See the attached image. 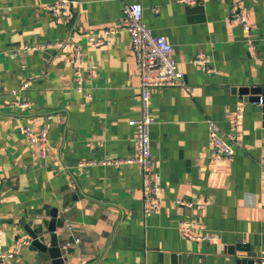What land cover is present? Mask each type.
<instances>
[{
	"label": "crops",
	"instance_id": "1",
	"mask_svg": "<svg viewBox=\"0 0 264 264\" xmlns=\"http://www.w3.org/2000/svg\"><path fill=\"white\" fill-rule=\"evenodd\" d=\"M54 1L0 0V228L2 250L12 253L0 264L50 261L26 251L24 225L45 230L53 209L63 264H238L264 257L263 114L261 104L231 91L264 85V0H73L59 16L48 9ZM236 2L247 10L248 33L229 21ZM126 3L141 5L146 26L172 45L184 74V87L150 90L157 213L143 211L136 165L101 163L132 153L127 122L140 116L139 80L126 31L104 36L99 46L87 34L118 26ZM75 45L81 69L93 66L88 96L75 90ZM198 52L208 54L209 71L189 62ZM207 119L241 139L232 159L212 157ZM44 124L49 152L39 158L18 127ZM178 199L206 204L189 210ZM190 213L217 238L181 236L176 223Z\"/></svg>",
	"mask_w": 264,
	"mask_h": 264
},
{
	"label": "built area",
	"instance_id": "2",
	"mask_svg": "<svg viewBox=\"0 0 264 264\" xmlns=\"http://www.w3.org/2000/svg\"><path fill=\"white\" fill-rule=\"evenodd\" d=\"M186 4H197L202 0H180ZM73 0H55L48 9L55 15L62 14ZM121 18L119 25L116 27H105L95 33L87 34V40L93 46H99L103 43L106 35L117 32L119 29L126 31L130 37L132 54L135 63V72L139 80V102L140 116L136 119H129L128 125L133 128V150L130 155L123 159L102 160L101 163L119 166L122 164L136 165L142 175V201L143 211L145 214L157 213L161 205V188L159 183V174L154 169L153 156L150 148L149 126L152 118L149 115L150 90L154 87H174L185 86L184 74L177 67V63L172 56V45L163 35H154L150 32L143 21V11L139 3H126L121 9ZM229 21L236 23L248 33L250 23L247 16V10L242 3L236 2L230 6ZM249 48H253V41L247 38ZM61 45V44H60ZM36 47V46H34ZM81 49L78 45L73 47V62L76 66L74 75L75 90L83 95L88 96L89 92L86 84L94 77L93 66L86 70L81 69L80 65ZM189 62L196 65L204 71H209V57L204 52H198ZM28 85L24 81L21 87ZM25 106L26 103H18ZM207 137L209 146L214 150L212 157L214 159H232L234 149L242 146L241 139L235 132H223L219 126L212 120L207 119ZM233 127H238L233 119ZM49 125L44 124L41 127L19 126V134L33 148L35 156L44 158L49 152L48 139ZM261 169L264 172V155L262 158ZM176 204H183L189 210L195 205L204 206L206 202L175 201ZM178 233L188 240L213 241L217 237L215 234L206 230L203 222L195 214H189L185 219L178 220L176 223ZM3 230L0 228V260L4 257H10L11 252L2 250ZM75 243L79 241L74 237ZM254 264H264V257L258 258Z\"/></svg>",
	"mask_w": 264,
	"mask_h": 264
},
{
	"label": "water",
	"instance_id": "3",
	"mask_svg": "<svg viewBox=\"0 0 264 264\" xmlns=\"http://www.w3.org/2000/svg\"><path fill=\"white\" fill-rule=\"evenodd\" d=\"M232 92L237 93L241 97L261 104L263 120H264V85H256L252 87L242 86L234 87L231 89ZM51 219L47 224L46 229L36 226L31 229L29 225H24V232L30 238L29 243L26 246V251L28 252H38L39 254H47L50 261L43 264H63L64 257H62L61 247L59 241L62 235L56 233V217L57 210L53 209L51 211ZM49 233V240L46 241V234ZM238 249L245 251L247 247H244V243L241 241ZM250 256H255L251 253ZM238 264H254L253 259L241 258L237 260Z\"/></svg>",
	"mask_w": 264,
	"mask_h": 264
}]
</instances>
